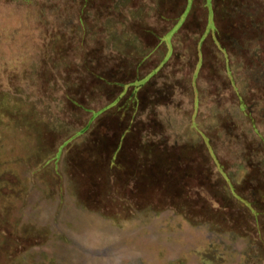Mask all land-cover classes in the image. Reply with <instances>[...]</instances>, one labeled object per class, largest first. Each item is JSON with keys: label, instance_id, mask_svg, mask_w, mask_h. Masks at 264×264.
Returning <instances> with one entry per match:
<instances>
[{"label": "rangeland", "instance_id": "obj_1", "mask_svg": "<svg viewBox=\"0 0 264 264\" xmlns=\"http://www.w3.org/2000/svg\"><path fill=\"white\" fill-rule=\"evenodd\" d=\"M0 264H264V0H0Z\"/></svg>", "mask_w": 264, "mask_h": 264}]
</instances>
